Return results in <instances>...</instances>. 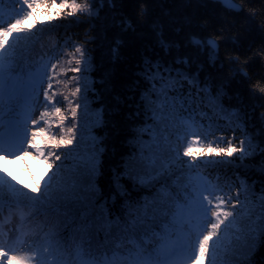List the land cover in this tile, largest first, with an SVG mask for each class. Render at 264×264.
Wrapping results in <instances>:
<instances>
[{
    "label": "trees",
    "instance_id": "trees-1",
    "mask_svg": "<svg viewBox=\"0 0 264 264\" xmlns=\"http://www.w3.org/2000/svg\"><path fill=\"white\" fill-rule=\"evenodd\" d=\"M235 1L237 12L208 0H0L6 26L0 42V135L8 131V121L20 134L27 128L33 101L39 99L37 84L44 85L43 104L56 113L65 98L59 84L87 75L89 105L100 113L91 129L93 149L85 139L88 131L84 140L69 136L67 123L74 119L65 110L39 132L32 149L52 185L42 203L37 198L49 184L22 177L23 156H0V233L14 223L17 234L34 237L33 256L43 263L56 256L54 242L67 249L78 213L71 194L82 158L91 153L102 161L99 185L107 193L109 169L128 151L135 127L158 134L165 171L152 191L164 185L169 193L161 206L167 214L154 225L162 238L153 239L146 255L157 264H209L214 253L219 264L227 226L239 212L240 182L251 186L245 178H255L238 161L244 133L233 132L222 116L238 106L233 123L249 115L264 138L257 119L258 114L264 118V100L256 98L264 94V0ZM221 90L224 95L212 104L208 97ZM74 91L71 87V103ZM224 161L232 163L225 167ZM202 186L215 197L207 218ZM184 246L187 256L172 259Z\"/></svg>",
    "mask_w": 264,
    "mask_h": 264
},
{
    "label": "snow or ice",
    "instance_id": "snow-or-ice-1",
    "mask_svg": "<svg viewBox=\"0 0 264 264\" xmlns=\"http://www.w3.org/2000/svg\"><path fill=\"white\" fill-rule=\"evenodd\" d=\"M180 62L179 59L176 61L177 64ZM184 63L187 64L186 59ZM156 75L160 76V73ZM203 91L207 92V88ZM222 95L223 90L216 97L209 96L208 100L215 105ZM256 98L264 100V94ZM239 113L238 106H231L222 118L232 124L233 132L239 128L244 133L245 148L238 161L245 163L255 178L250 181L245 178L252 191L240 201L241 211L234 213L229 221L227 242L221 245L219 264H264V138H261L260 129L251 123L249 115L243 116V122L233 123ZM257 119L264 127L261 114ZM250 128H256V131H248ZM130 131L133 134L126 141L128 151L109 169L112 176L107 193L99 185V176L103 174L99 168L102 161L97 162L93 154L85 153L79 182L71 194L78 202V213L71 220L73 231L68 247L54 242L56 256L47 264H157L152 256L146 255V251L155 237L162 238V231L157 232L154 225L161 215L167 214L161 213V206L169 194L167 188L161 185L152 191L165 171L160 141L155 132L145 133L135 127ZM146 135L150 138L145 139ZM223 163L226 167L232 161ZM167 168L170 169L171 165L168 164ZM51 186L50 182L38 201L42 203L48 199ZM245 190L246 186L241 190L242 195ZM57 228L58 224L52 225V235L56 234ZM162 248L163 244L156 249L158 254Z\"/></svg>",
    "mask_w": 264,
    "mask_h": 264
},
{
    "label": "rangeland",
    "instance_id": "rangeland-1",
    "mask_svg": "<svg viewBox=\"0 0 264 264\" xmlns=\"http://www.w3.org/2000/svg\"><path fill=\"white\" fill-rule=\"evenodd\" d=\"M6 33V26L3 22L0 21V42L2 37ZM83 59V57H82ZM83 62L85 59L82 60ZM87 75L81 76L80 78L70 77L67 78L63 83L59 84L61 88L64 89L65 98L63 100V105L55 113L54 108L51 111L43 103V90L44 85L37 84L34 90L40 89V94L36 101H33L34 107L30 109L31 119L30 122L26 124L27 128H23L21 134L15 131L12 127V122L8 121L6 124L9 127L8 131L4 135H0V156H8L9 159H15V155L23 156L22 160L26 168V173H23L22 176L24 179L30 177L34 178L38 182H41V186L45 187L49 184L50 176L47 171L42 167L41 161L37 159V156L34 155V150L32 146L34 141L37 139L39 132L42 131L48 122V119L55 114L57 117L64 112L68 111L67 118H73V121L67 123L69 136L72 138H82L84 140L85 132L88 131L86 135V140L90 143V148L93 149V137L94 133L91 131L92 126L97 122L100 117V113L97 109L93 108L92 105H89V96L87 92ZM75 89L72 98L74 102H69V92L70 88ZM87 94L88 102L84 100V96ZM70 106V107H69ZM52 112V113H51ZM61 119V118H60ZM59 124H64L63 121H60ZM243 155L242 153H240ZM15 169V168H13ZM13 171V170H12ZM16 170H14L15 172ZM20 175V174H18ZM26 175V176H25ZM243 181L240 183L242 184ZM243 195L241 194L242 188H245ZM239 195H241V200L246 198L248 193L252 191L250 185L244 182L239 189ZM202 204L205 206L203 210V217L207 218L212 214L213 206L215 204L214 196L209 192L207 186H202ZM254 199V197H253ZM235 209L241 211V203L235 205ZM235 210V211H236ZM206 224H203V229H205ZM203 237V234H201ZM203 239V238H202ZM35 240L34 237L19 235L16 232L15 224H11L6 228L5 232L0 233V264H47L43 263L42 259H38L35 255L33 256L32 252V241ZM217 241L214 242V246H217ZM202 244L198 243L197 251L199 252L202 248ZM186 247H182L179 250L175 251L172 259L174 257H185L187 256ZM46 256V255H45ZM44 256V258H45ZM218 254L211 256V261L209 264H214L217 259H219Z\"/></svg>",
    "mask_w": 264,
    "mask_h": 264
},
{
    "label": "water",
    "instance_id": "water-1",
    "mask_svg": "<svg viewBox=\"0 0 264 264\" xmlns=\"http://www.w3.org/2000/svg\"><path fill=\"white\" fill-rule=\"evenodd\" d=\"M208 1L213 3H218L227 10H231L234 12H237L239 10V6L235 0H208ZM210 42H209L210 47L215 49L216 47H213V45H215V42L214 41H210Z\"/></svg>",
    "mask_w": 264,
    "mask_h": 264
}]
</instances>
